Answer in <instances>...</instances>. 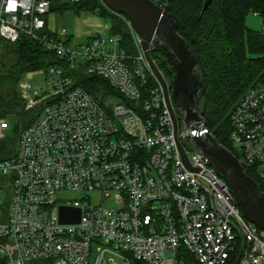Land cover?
I'll return each instance as SVG.
<instances>
[{
  "label": "built area",
  "instance_id": "1",
  "mask_svg": "<svg viewBox=\"0 0 264 264\" xmlns=\"http://www.w3.org/2000/svg\"><path fill=\"white\" fill-rule=\"evenodd\" d=\"M53 1L0 0V39L27 36L62 61L42 83H19L25 109L36 113L15 155L0 159L10 193L0 264H264V230L244 217L216 168L183 144L182 127L179 150L163 87L128 18L109 9L129 28L134 53L110 20L73 43L50 23ZM80 70L113 93L101 103L76 84ZM8 126L0 118V138ZM229 137L264 186V77L232 111ZM62 206L80 209L79 221H60Z\"/></svg>",
  "mask_w": 264,
  "mask_h": 264
},
{
  "label": "trees",
  "instance_id": "2",
  "mask_svg": "<svg viewBox=\"0 0 264 264\" xmlns=\"http://www.w3.org/2000/svg\"><path fill=\"white\" fill-rule=\"evenodd\" d=\"M204 1L159 0L157 3L176 17L178 33L197 54L199 76L204 83L203 116L208 130L218 143L239 157L229 137L230 116L245 92L264 77V34L247 27L245 18L249 12L264 17V0H212L201 14ZM68 8H72L76 15L90 12L98 14L104 21L110 20L113 31L122 35L126 50L134 53L135 46L126 23L99 0L73 3L54 0L52 3L53 11ZM151 55L170 85L171 67L158 51H152ZM61 62L59 57L27 36L22 35L14 42L0 39V118L9 122L6 138L0 140V159L15 155L19 126L25 123L23 129L35 117L34 110L25 109L19 87L25 73L45 71ZM76 84L101 103L106 94L113 93L103 78L81 70ZM153 84L149 77L147 86ZM245 172L264 192L256 167H245Z\"/></svg>",
  "mask_w": 264,
  "mask_h": 264
},
{
  "label": "water",
  "instance_id": "3",
  "mask_svg": "<svg viewBox=\"0 0 264 264\" xmlns=\"http://www.w3.org/2000/svg\"><path fill=\"white\" fill-rule=\"evenodd\" d=\"M103 1L111 11L125 15L140 38V46L146 61L163 87L179 150L183 152L178 139V123L173 104L181 113V127L189 128L183 138L188 140L208 164L213 165L227 181L244 217L264 230V192L258 183L246 174L237 157L218 143L208 130L202 116L204 83L199 76L197 54L188 41L178 33L176 17L153 0ZM211 2L212 0L204 1L201 14ZM152 51H158L173 71L171 93L166 79L152 58ZM182 157L189 166L184 153ZM59 217L62 222H78L80 209L62 206L59 208Z\"/></svg>",
  "mask_w": 264,
  "mask_h": 264
},
{
  "label": "rangeland",
  "instance_id": "4",
  "mask_svg": "<svg viewBox=\"0 0 264 264\" xmlns=\"http://www.w3.org/2000/svg\"><path fill=\"white\" fill-rule=\"evenodd\" d=\"M84 15H94L93 13L87 12H81L80 14L76 15L75 12L73 11L72 8H68L64 11H54V14L51 16L50 19V23L54 24L58 29H63L65 28L68 32V34H70L71 36L73 35V31H74V27H75V21L77 19V17H82ZM102 21H104L103 18H101ZM245 25L251 29L254 30H259L263 32L264 29V17H261L259 15H256L252 12H249L246 15L245 18ZM127 26V25H126ZM73 42H85L86 37L84 38H72ZM43 77H44V72L41 70L38 71H31V72H26L24 75V78L28 81H33L34 83H42L43 82ZM22 93V92H21ZM174 108H175V114L178 117V130H181V114L179 113V109L178 107L173 104ZM203 116V114H202ZM204 118V116H203ZM205 119V118H204ZM25 124V123H24ZM24 124L22 123L19 127L18 133L20 131V129L24 126ZM207 125V123H206ZM183 130L185 132H188L189 128L186 126L182 127ZM212 137H213V133L210 131ZM6 138H0V140ZM214 138V137H213ZM183 144L185 146H190V143L188 140L184 139L183 140ZM9 178L7 175H0V217L1 215L7 211L8 207H9V203H10V193H9ZM63 197L65 199H73V198H81L82 194L80 192H71V193H66L64 192ZM99 199V197L95 194L91 195V205H95L97 204V200ZM95 256V253H92V257Z\"/></svg>",
  "mask_w": 264,
  "mask_h": 264
},
{
  "label": "crops",
  "instance_id": "5",
  "mask_svg": "<svg viewBox=\"0 0 264 264\" xmlns=\"http://www.w3.org/2000/svg\"><path fill=\"white\" fill-rule=\"evenodd\" d=\"M103 23L104 21H102L101 17H99L96 14L92 16L84 15L82 17H77L75 21V27H74L72 38L74 37L84 38V37H87L90 33L100 31ZM72 38H71V41L73 40ZM73 43H77V42H73Z\"/></svg>",
  "mask_w": 264,
  "mask_h": 264
},
{
  "label": "flooded vegetation",
  "instance_id": "6",
  "mask_svg": "<svg viewBox=\"0 0 264 264\" xmlns=\"http://www.w3.org/2000/svg\"><path fill=\"white\" fill-rule=\"evenodd\" d=\"M171 71H172V69H171ZM172 73H173V71H172ZM168 86H169V91H170V93H171V90H172V86H171V84L169 85L168 84ZM173 110H174V113H175V108H174V106H173ZM179 113H180V111H179ZM181 114V113H180ZM175 116H176V114H175ZM176 118H177V120H178V117L176 116ZM181 119H182V116H181Z\"/></svg>",
  "mask_w": 264,
  "mask_h": 264
},
{
  "label": "bare ground",
  "instance_id": "7",
  "mask_svg": "<svg viewBox=\"0 0 264 264\" xmlns=\"http://www.w3.org/2000/svg\"><path fill=\"white\" fill-rule=\"evenodd\" d=\"M103 1V0H102ZM104 2V1H103Z\"/></svg>",
  "mask_w": 264,
  "mask_h": 264
}]
</instances>
